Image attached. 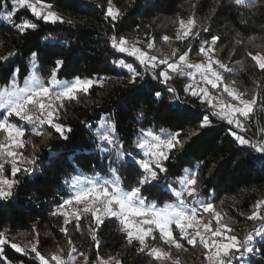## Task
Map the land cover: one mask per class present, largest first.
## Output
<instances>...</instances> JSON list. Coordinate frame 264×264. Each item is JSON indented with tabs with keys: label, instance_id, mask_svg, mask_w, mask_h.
<instances>
[{
	"label": "trees",
	"instance_id": "16d2710c",
	"mask_svg": "<svg viewBox=\"0 0 264 264\" xmlns=\"http://www.w3.org/2000/svg\"><path fill=\"white\" fill-rule=\"evenodd\" d=\"M32 1L38 7L41 3L51 5V9L65 21L73 23H46L33 16L30 10L22 9L16 22L27 18L36 23L37 28L20 34L9 23L0 20V56L18 53L8 64L0 62V88L9 83L10 74L4 71L6 67H20L17 82L33 71L30 66V53L33 51L38 52L36 75L45 83L56 59L64 60L58 78L71 80L79 76L93 79L96 83L87 94L81 93L78 100L65 101L59 110L57 122L71 128L66 141L51 126H39L37 134L25 121L15 117L9 120L25 129L22 137L26 142L24 148L13 150L22 152L27 158L35 156L36 163L33 173L17 174L16 178L21 183L15 189L16 196L10 201H0V232L9 240V244L0 249L2 264H38L34 254L17 253L11 248L12 243L28 250L35 243L50 264H55L51 260L53 255L67 260L72 247L76 249L72 255L80 254L84 258L87 255V262L92 264H98V257L100 260H119L120 264H207L203 246L198 242L188 245L174 224L173 235L184 245L183 249L166 245L153 227L155 239L146 238L148 248L142 253L137 251L138 241L127 243L117 218H105L97 230L98 246L90 235L89 226L93 223L90 213L81 216L80 231L76 230L73 217H69L72 221L67 226L69 234L66 236L60 231L65 226L64 217L51 213L61 197L66 198L72 193L71 177L112 178L107 167L109 155L96 151L95 133L100 127L102 114L111 117L116 125V135L126 146H131L140 129L159 132L160 128H165L180 133L178 139L183 148L178 146L173 151L168 177L175 179L184 174L186 168L199 176V184L203 188L200 198L209 200L214 206L212 215L202 210L198 213L201 231L205 223L212 229L219 226L215 212L220 213V222L232 230L231 234L240 239L259 225L258 220L248 219L256 202L264 198V169L252 164L255 153L251 149H238L232 137L226 134V124L215 118L212 127L200 129L203 107L194 98H190L188 106L179 113L170 107L172 97L168 94L157 101L153 93H166V86L152 79L151 74L144 81L137 79L135 84H130L127 70L113 61L125 59L141 70L139 64L134 57L112 48L110 37L115 34L117 38L124 37L128 44L136 45L140 41H156L167 36L173 52L170 49L164 53L165 56L169 59L172 56L175 61L188 51L187 63L194 64L204 60L198 52L200 41H210L211 36H218L213 55L232 69L226 72L219 68L223 79L232 80L237 89L250 99L253 94H258V100L264 101V72L248 55V52L264 54V0H248V3H257L258 7V11L251 15L247 4L237 6L233 0H113V6L123 13L115 27L105 19L108 0ZM8 5L10 10V0ZM189 17L195 19L196 29L207 27L210 32L201 31L194 40L175 38L179 20L187 21ZM45 37L56 39L45 40ZM189 44L192 45L191 50ZM191 71L195 72V69ZM170 75L172 79L168 86L176 88L182 100L188 81L199 80L196 76L189 78L171 72ZM0 113H4L3 110ZM247 124V131L241 134L254 141L259 128L264 127V114L260 112L259 103ZM4 163L5 175L11 179V166ZM118 174L122 186L125 181L130 186L135 184L137 173L127 163ZM143 195L149 202H156L157 206L175 202L174 196L159 185L146 190ZM261 208L264 213V208ZM73 211V206L65 207V212ZM153 247L168 255L156 259L149 255ZM257 247H260L259 242ZM249 264H264V255L250 257Z\"/></svg>",
	"mask_w": 264,
	"mask_h": 264
},
{
	"label": "snow or ice",
	"instance_id": "6c2138e0",
	"mask_svg": "<svg viewBox=\"0 0 264 264\" xmlns=\"http://www.w3.org/2000/svg\"><path fill=\"white\" fill-rule=\"evenodd\" d=\"M233 2L237 6L247 4L250 15L258 11L257 3H248V0H233ZM49 8L51 5H41L38 8L31 0H10L9 10L8 0H2L0 20L9 23L20 34H26L28 30L37 28V24L27 18H20L19 22H16L17 14L22 9L30 10L33 16L46 23L55 24L58 21L70 25L73 23L71 20L65 21L56 12L47 10ZM122 15L123 13L113 6V0H108L105 19L115 27ZM195 26L196 21L193 17H189L187 21L180 19L177 39L181 41L194 40L199 37L201 31L210 32L207 27L196 29ZM44 39L55 40L56 38L45 37ZM163 40L168 41L169 38L165 36ZM218 40V36H211L210 41L201 40L198 52L206 58L207 63L191 64L187 63L188 51L180 54L178 60L175 61L169 58L157 60L155 55H148L139 47H129L124 37L117 38L115 34L110 37L112 48L118 53L134 57L139 64L141 70L134 67L133 63H127L125 59L113 61L118 67L127 70L131 77L130 84H135L137 79L144 81L151 74L152 79L166 86V93L155 91L153 97L160 101L163 95L168 94L172 97L170 107H173L177 113L188 106L190 98L199 101L203 107V112L200 113V129L212 127L213 118L226 124V134L232 137L237 148L251 149L255 153L252 164L264 169V127L259 128L256 133L259 138L255 141L247 139L245 135L241 134L247 131V122L256 111L258 103L260 112L264 114V101L258 100V94H253L251 99H243V93L225 84L222 93H226L232 100L238 102L228 103L223 99L222 94L213 96L207 88L197 91L193 85L186 84L183 89L185 96L182 100L177 89L168 86L172 79L170 72L179 76L187 75L189 78L194 77L198 72L201 79L220 93L219 85L223 83V76L221 72L214 69L213 65H219V68L226 72L232 71V69L219 59H213L214 48ZM152 47L153 45L149 41L148 48ZM191 48L192 45L189 44V49L191 50ZM16 55L18 53L12 52L7 56H0V62L8 64ZM248 55L255 61V66L264 72V54L257 52L253 55L248 52ZM37 57L38 52L30 53V66L33 71L25 77L23 87L17 84V78L21 71L19 66L4 69L10 75L9 85L0 88V109L5 110L4 113H0L3 116L0 119V130L7 133L6 141H0V161H3L0 162V201H10L16 196L15 189L21 183L16 178L17 174L21 172L25 175L33 173L36 163L35 156L27 158L23 156L22 152L13 150L24 148L26 142L20 138L24 136L25 129L10 123L9 120L13 117L19 118L31 125L33 132H37L41 125L51 126L59 133L61 139L66 141L69 139L68 133L71 132V128L57 122L59 110L64 107L65 101L78 100L81 93L87 94L96 83L93 79H82L79 76L74 77L71 81L59 79L58 73L64 66L62 59L54 61L55 67L51 69L50 77L45 83L36 75L35 70L39 67ZM191 69H195V72ZM45 99L49 102L45 103ZM56 101L59 103L57 104ZM37 134L39 133L37 132ZM179 135V132L173 133L165 128H160L159 132L152 129H140L131 146H126V143L116 135V125L111 117L102 114L100 127L95 133L96 151L109 155L107 167L112 178L71 177L74 186L72 193L66 198L61 197L51 213L53 216L64 217L65 226L61 227L60 231L66 236L69 234L67 226L72 222L69 217L75 219L76 230L80 231L81 216L90 213L93 220L89 226L90 235L97 246L99 245L97 230L101 228L105 218H117L121 224L120 231L124 233L127 243L133 244L134 241H138L137 251L141 253L148 248L146 238L153 237L155 239L153 226L159 232V239L166 245L183 249L184 245L173 235L171 225L175 224L181 239L185 240L188 245H196L198 242L203 246L205 249L204 259L207 264H249L250 257L264 255V213L259 211L261 207H264V200L256 202L254 211L248 217L249 220H258L259 225L247 232L243 239L231 234L232 230L220 222L219 212H215L218 227L212 229L210 224L205 223L203 224L204 230H200L201 220L198 218V213L202 210L204 213L212 215L214 206L209 200L200 198L203 188L199 184V176L195 171L186 168L183 170L184 174L175 179L168 177L169 162L172 160L173 151L178 146L183 148V143L178 139ZM4 162L11 166V179L5 175ZM125 163L137 173L134 185L130 186L125 181L122 186L118 173ZM67 182L66 180L65 183ZM157 185L172 194L175 202L166 203L163 207H158L156 202H149L143 193ZM78 205H83V207H76ZM66 206H73L75 211L65 212ZM189 229H193V231H189ZM33 230L35 231V227ZM197 238H199L198 241ZM258 242L260 247H257ZM7 244H9V240L3 232H0V249H3ZM10 246L17 253L34 254L38 264H49V260L37 250L35 243L32 244L30 250L22 248L16 243H12ZM75 251L74 247L70 249L68 260H64L60 255H53L51 260L55 261V264H70V261L74 259L72 253ZM149 255L160 259L161 256H167L168 253L153 247ZM88 259L85 255L86 264ZM98 264H107V262L98 257ZM116 264H120V261L117 260Z\"/></svg>",
	"mask_w": 264,
	"mask_h": 264
},
{
	"label": "rangeland",
	"instance_id": "374dc122",
	"mask_svg": "<svg viewBox=\"0 0 264 264\" xmlns=\"http://www.w3.org/2000/svg\"><path fill=\"white\" fill-rule=\"evenodd\" d=\"M33 4H34V3H33ZM35 5H36V4H35ZM41 5H46V4L41 3V4H39V7H40ZM37 7H38V5H37ZM39 7H38V8H39ZM47 10L54 11V10H52L51 8H49V9H47ZM54 12H55V11H54ZM175 38H177V32H176V34H175ZM149 41H151V43H152V45H153L152 48H148V43H149ZM146 42H147V43H146ZM128 45H131L130 47H133V46H134V47H139L142 51H145L146 53H148V55H155V56L157 57V60L165 59V58H169V57H166L164 53H167L170 49H171V52H173V48L171 47L172 45H171L170 41H169V40H168V41H165V40H163V38H159V39H157L156 41H153V40L140 41V42H138L136 45H134V44H128ZM170 58L172 59L173 57L171 56ZM203 58H204V60H206L205 57H203ZM187 59H188V58H187ZM213 59H215V56H214V55H213ZM206 63H207V61H206ZM213 67H214L215 70L219 71V65H213ZM31 72H32V71H30V72L26 75V77L29 76V74H30ZM24 79H25V78H24ZM24 79H23L21 82H17L18 86L23 87V85H24ZM59 79H61V80H68V79H65V78H59ZM198 79H199V80H195V79L189 80V81H188V84L193 85V87H194L197 91H199L201 88H207L208 91H209V93H210L211 95H213V96H218V95H221V94H222L223 99H224L225 101H227L228 103H238L237 101L232 100L231 97L227 96L226 93H222V89H223V87H224L225 84H226L228 87H230V88H234V89H236L237 91H239V90L237 89L235 83H234L232 80L223 79V83L219 85V88L221 89V92L218 93L215 89H212L211 85H210V84H207L203 79H200V78H198ZM71 80H72V79H71ZM71 80H68V81H71ZM8 85H9V83L6 84V85H4L2 88L6 87V86H8ZM239 92H240V91H239ZM242 98H243V99H250L249 97H247V96H245V95H243ZM44 102H45V103H48L49 101H48L47 99H45ZM0 110H3V112L5 111L4 109H0ZM0 119H2V118H0ZM9 122L12 123L11 121H9ZM13 124H15V123H13ZM0 131H2V132L0 133V141H6L7 133H5L3 130H0ZM20 139L22 140V137H21ZM88 177H92V176H88ZM99 177H101V176H99ZM70 182H71V184H72V181H71V180H70ZM73 188H74V186L72 187V191H73ZM263 200H264V198H263ZM78 206L81 207V208L83 207V205H78ZM158 207H163V205L158 206ZM261 209H262V208H261ZM261 209H260V212H261ZM64 211H65V209H64ZM261 213H262V212H261ZM171 226H172V229H173V225H171ZM174 226H175V224H174ZM153 227H154V226H153ZM202 230H204V229H202ZM209 238H210V233H209ZM73 257H74V259H73L72 261H70V264H86V262H85V258H84L82 255H80V254H73ZM67 260H68V259H67ZM103 261H106L108 264H116V261H117V260L112 259V258H109V259H107V260H104V259H103ZM49 264H50V263H49ZM87 264H92V263H88V262H87Z\"/></svg>",
	"mask_w": 264,
	"mask_h": 264
},
{
	"label": "built area",
	"instance_id": "2783aa9c",
	"mask_svg": "<svg viewBox=\"0 0 264 264\" xmlns=\"http://www.w3.org/2000/svg\"><path fill=\"white\" fill-rule=\"evenodd\" d=\"M31 2L33 3L32 0H31ZM200 63H204V64H206V60H201V61H199L198 63H194V64H200ZM195 76H196L197 78H200V79H201L200 74H199L198 72L196 73ZM258 138H259V137L256 136V138L254 139V141L257 140ZM263 208H264V207H263ZM70 209H71V208L69 207L68 210H70Z\"/></svg>",
	"mask_w": 264,
	"mask_h": 264
}]
</instances>
